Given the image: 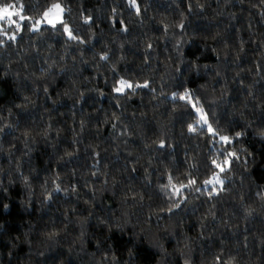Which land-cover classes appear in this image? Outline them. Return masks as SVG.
Masks as SVG:
<instances>
[{
    "label": "trees",
    "instance_id": "trees-1",
    "mask_svg": "<svg viewBox=\"0 0 264 264\" xmlns=\"http://www.w3.org/2000/svg\"><path fill=\"white\" fill-rule=\"evenodd\" d=\"M56 3L77 39L31 30ZM7 4L31 19L0 35V264H264V0ZM185 90L244 135L190 132ZM169 176L196 180L171 212Z\"/></svg>",
    "mask_w": 264,
    "mask_h": 264
},
{
    "label": "snow or ice",
    "instance_id": "snow-or-ice-1",
    "mask_svg": "<svg viewBox=\"0 0 264 264\" xmlns=\"http://www.w3.org/2000/svg\"><path fill=\"white\" fill-rule=\"evenodd\" d=\"M130 3L136 7L137 12H139V6L136 4V0H130ZM23 5H19L18 10L16 4H7L4 6H0V21L3 20H8L10 23L15 24L16 21L12 20L11 17L17 16L19 17L20 20L24 19H31V17H25L24 15L21 14ZM65 11V9L59 4H53L49 9H47L42 16L40 17L39 20L36 21V26L33 27L32 30L38 31V25L41 22H47L48 24H51L53 27L56 26V23H61L64 26V31L68 33L70 39H77L76 36H74L70 30V28L63 22L61 19V14ZM90 21V18H86L85 22L88 23ZM17 28H20V25H16ZM0 35L7 36L8 39L10 40H15L16 35L12 34L11 36L8 35L7 31L0 29ZM3 44V41L0 40V45ZM102 59H107V56L101 57ZM139 87H148V84L145 83L143 85L136 84L133 85L132 83L121 79L119 81V86L115 88V91L118 93H124L126 89H132L133 91L135 88ZM179 99L185 100L187 103L192 104V107L195 109V111L199 114V118L196 121L194 125H189V131L190 132H196L198 128H206L208 132L212 134L213 137L219 136V140L224 142L225 144H232L234 141L239 140L244 134L241 132H237L234 137H229V136H221L213 127L212 124L209 123V119L207 116V113L203 110V107H197V104H199V99L193 97V94L191 90H185L183 94L179 96ZM260 137L262 140H264V131L260 133ZM163 147V143L160 145ZM252 154L248 153V155L245 157V162H247L248 157H250ZM235 158L237 161L241 159L240 155L236 153L235 151H229L225 155V159L221 162H217L216 160H213V164L220 170V172H224L226 170H230L231 167V162L232 159ZM205 185H213V191L208 192V195L211 196L213 194L218 195L220 191L224 190V181L220 178L219 173L215 174L214 178L212 180H206L204 181ZM196 185V180L195 179H189L187 184H179L176 185L173 183V178L169 176L168 178V184L162 186V190L168 191L170 190V198L171 197H177V201L173 204L172 207L168 209L169 212L173 210V208H179L180 205L183 203L184 199L186 197L183 196V189L185 188H193ZM219 186L218 189L216 186ZM195 191H200L199 188H195ZM5 208H7V205H5ZM216 264H220V257L218 256L216 258Z\"/></svg>",
    "mask_w": 264,
    "mask_h": 264
},
{
    "label": "rangeland",
    "instance_id": "rangeland-1",
    "mask_svg": "<svg viewBox=\"0 0 264 264\" xmlns=\"http://www.w3.org/2000/svg\"><path fill=\"white\" fill-rule=\"evenodd\" d=\"M60 4V3H59ZM61 5V4H60ZM62 6V5H61ZM63 7V6H62ZM64 8V7H63ZM19 8L17 7V9H14V10H18ZM65 9V8H64ZM22 14V13H21ZM64 14H65V11L61 14V19L63 20L64 19ZM11 19L12 20H15L16 21V23L15 24H12V23H10L8 20H3V21H0V29H2V28H4V24L6 23V24H8V25H17V24H19V25H21L22 23H23V21L24 20H20L19 19V17H17V16H13V17H11ZM40 19V17L38 18V19H36V20H34V22L32 23V26H31V30L33 29V27L34 26H36V21L37 20H39ZM59 24V22L58 23H56V25H58ZM46 25H48V26H52L51 24H48L47 22H41L39 25H38V28L40 29L42 26H46ZM34 31V30H33Z\"/></svg>",
    "mask_w": 264,
    "mask_h": 264
}]
</instances>
